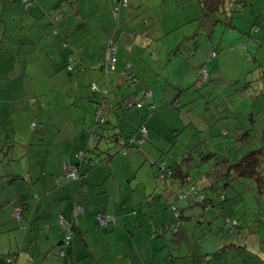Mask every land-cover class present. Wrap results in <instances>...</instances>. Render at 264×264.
Returning <instances> with one entry per match:
<instances>
[{"label": "crops", "instance_id": "crops-1", "mask_svg": "<svg viewBox=\"0 0 264 264\" xmlns=\"http://www.w3.org/2000/svg\"><path fill=\"white\" fill-rule=\"evenodd\" d=\"M20 2L21 0L15 3L17 8L13 5L16 12L22 6ZM52 2L53 0H35L34 4L40 8L33 6L30 9L40 13L41 8L48 9ZM65 2H69L75 11L67 14L60 21V26H63L62 30L68 35L73 49L79 53L84 69L74 74H69L62 68L67 52H56L54 44L48 43L47 37L42 34L45 24L50 23L49 17L41 19L39 29L33 27L29 30L28 37L34 40L37 48L31 45L23 48L20 45L22 33L26 32L23 26L29 15L26 14L24 21L18 24L9 23L7 33H4V27L0 25V97L2 93L7 96L14 95L21 104L29 108L20 106L24 111L15 114L13 124L14 137L24 142V148L15 146L12 155L3 156V163L0 162L5 165L2 175L18 174L26 178L25 183L13 184L0 180V264H5L7 257L13 258L15 264H191L202 253V250L199 252L191 249V246L196 249L200 247L199 242L193 240L195 230L200 227L193 214L194 207L187 203L189 206L185 208L186 214L189 215L187 211L190 210L192 220L186 222L184 231H175L168 224L169 215L165 207L172 198L168 187L163 189L154 178L158 168L153 167L155 163L152 161L153 154L161 147V143L170 141L172 134L168 130H178L181 127L178 113L172 109H164L171 97L180 103V86L177 83L166 85L168 76L159 74L164 71V65L162 70L157 62L159 54H162V64L168 61L162 53L161 43L158 46L159 52L149 53L141 46V36L135 37L142 26L139 18H136V12L144 9L142 17L149 20L148 25L154 30V35H161L160 41L169 50L177 43L184 42L185 37L205 30L210 26L209 19L203 17L199 5L193 0H129L128 7L121 11V33L114 35L120 47L117 69L120 70L126 60L132 63V71L142 82V86L153 89L157 112L147 121V141L140 146L132 145L125 152H121L122 141L128 136L138 138L137 129L141 120L134 110L126 111L119 117L113 116L111 126L106 127V136L111 137L119 131L122 134L118 142L101 143L102 150L110 154L108 159L105 158L107 155H87L80 161L78 156L87 148L88 129L93 125V101L89 85L96 82L103 88L105 84V77L99 72V66L101 46L113 32L110 13L113 0ZM8 5L6 9H9ZM9 7L11 11L7 12L10 16L15 12L11 5ZM237 8L238 13L233 14L232 19L234 27L229 30L236 29L243 34L250 32L254 25L257 30L250 33L251 36L256 40H264V0H245ZM5 16L3 14L4 18ZM228 34V37L235 36L238 43L244 41L247 49L253 48L251 41L244 36L232 35V32ZM128 43H132L129 54L123 49ZM236 50L233 49L231 54L225 55L226 58L223 54L215 61L207 58L205 62L209 78L204 82L207 90L205 95H214L208 89L214 82L212 80L210 83V79L215 70L225 74L223 84L220 83L221 88L217 87L219 91L222 89L223 99L230 95L231 80L237 75L228 74L223 64L237 57ZM242 56L243 53L240 57ZM24 59L29 62L26 69L29 79L21 82L12 76V72L17 62ZM226 65L231 67L232 63ZM92 67L96 69H91ZM249 72H240L236 82ZM197 77L198 71L194 86L201 87L202 85H197ZM117 78V73L108 78L109 90H114V94H118L115 91ZM164 88L166 93L161 97ZM258 88L259 85L255 92L257 99L263 94L258 92ZM120 92L129 95L125 85L119 94ZM193 102H188L186 111L194 115ZM241 102L237 106L248 109V101L243 104ZM229 111L226 109L223 115L217 113L208 121L213 120L214 125L222 124V130L228 129L227 133L230 134L231 116H227ZM145 113L141 112L140 115ZM194 116L201 124L198 127L208 128L209 137L216 138L207 120H201L197 114ZM227 121L228 128H225ZM31 122H35L32 129L29 126ZM12 157L16 160L11 161ZM63 163L78 165V170L85 176L87 183L85 193H77L81 179L68 182L62 180ZM32 193L39 196L35 206L30 201ZM72 201L81 203L85 213L78 220L66 255L59 259L57 249L62 233L54 224V216L60 213L70 219ZM180 204L183 208L186 205ZM19 207L23 208L20 223L12 219L13 209ZM96 213L113 215L115 225L108 226L105 231L97 230ZM221 214L232 216L233 213L225 208L221 209ZM171 243L177 246L170 248V253H166L167 246ZM248 245L250 244H246L245 249L225 246L218 256L211 259L201 254L204 260L202 264L206 261V264H264V250L254 247L255 243ZM214 252L206 251V254Z\"/></svg>", "mask_w": 264, "mask_h": 264}, {"label": "trees", "instance_id": "trees-1", "mask_svg": "<svg viewBox=\"0 0 264 264\" xmlns=\"http://www.w3.org/2000/svg\"><path fill=\"white\" fill-rule=\"evenodd\" d=\"M20 0H3L0 3V25H2L4 33H7L9 29V23L13 22L18 24L19 22L24 21L25 15L27 16L26 21L24 23V28L26 32L22 33V38L20 45L24 47L26 46H33L36 47V43L34 40L29 38V30H31L33 27H37V29L40 28L41 19L46 17H49L50 23L45 24V28L42 32V34H45L47 37L48 43L52 42L54 44L53 48L57 51L65 50L67 52L66 59L64 61L63 67L69 74H74L78 71L84 70L80 63V56L79 53H77L76 50L73 49L72 44L70 43L68 39V35L66 32L62 30L63 26H60V21L62 19H65L66 15L69 13L74 12V7L69 4V2L66 4L65 0H53L52 5L48 9L41 8V12H37L34 9H30V7L37 8L39 7L35 3V0H21L20 3H22V6L19 7V10L16 12V8L18 7L17 4ZM126 1V5H122L123 2ZM196 1L199 5L200 11L202 15H211L214 16L213 25L221 24L223 26H227L229 29L234 27L233 24V14L238 13L237 6H240L242 3L244 4L245 0H193ZM64 2L66 6L64 7ZM129 0H113L112 7H111V18L113 20V32L110 33L107 37V39L103 42L102 48V56L99 66V72H101L105 77V84L103 88H100L99 85L96 82H92L89 85V89L91 91V99H92V115H93V125L88 129V143L87 148L84 152H81L79 154V160L82 161L84 157L87 155H107V158L110 156L108 151L102 150L100 147L101 143H106L107 141H110L111 143L118 142L119 137L121 136V132H115L111 135V137L106 136L107 129L106 127H110L112 124L111 120L113 119V116H122L126 111H136L138 114V119L141 120L140 125L147 126L148 133L149 128L147 121L152 118V114L156 115V101H155V94L153 89L150 87L144 88L142 86V82L138 80V78L135 76L134 72L132 71V63L130 61L126 60L123 64L122 68L120 70L117 69L118 64V50H120V47L114 38L115 33H121L122 27H120V17H121V11L124 8L128 7ZM6 3L11 5L13 7V11L15 13H11V15L8 17V21H10L7 24V16L8 12L11 11L9 9H6ZM15 4V5H14ZM16 7H14V6ZM40 8V7H39ZM6 9V10H5ZM51 11H54L52 13ZM33 12V14H32ZM3 14H5V18L3 17ZM136 18H139L138 21L141 23L140 31H138L135 35L137 37L138 35L142 38V44L141 46L145 48L149 53L159 52L158 46L161 43L162 45V53L164 57L171 56V55H177V53L180 51L181 48L189 47V51L191 47L196 46V37H205L207 35V30L210 28L208 26L205 30H200L198 32H195L193 35L189 37H185V43L181 41V43H177L174 47H171V49H167L166 46L160 41L161 35L155 36L154 30L150 25H148L149 20L145 19L141 16H138L139 13H137ZM221 19L219 20L218 17ZM2 21L4 23H2ZM19 26V25H18ZM236 28V27H235ZM257 30V27L254 25L250 29V33H253ZM2 32V31H1ZM135 34V32H134ZM133 34V36H134ZM244 34V33H243ZM184 43V44H183ZM241 44H245V42H240ZM244 46V45H243ZM132 43L125 44L123 46L124 51L129 54L131 52ZM242 51L247 52V46L246 48L242 49ZM195 54L192 53V55ZM218 51L210 49L207 52L206 58L203 62L200 63V65L197 66L196 72L198 71V83L200 81L201 75L203 71L206 70L208 73L209 78V72L206 67V60L214 59L218 57ZM221 55V54H219ZM162 54H159L157 62L159 66L163 70V66H165V62L162 64ZM245 56V55H244ZM115 57V62L113 64V67H110L109 58ZM168 60V59H166ZM194 61L196 62V58H194ZM172 63V61H170ZM29 62L24 59L21 62H17V65L15 69L12 72V76L14 78H17L18 81L23 82L27 78L29 74H27V67ZM262 67V66H261ZM264 68V67H262ZM91 69H96V67H92ZM117 73L118 78L116 79V88L115 91L118 92V94H114V90H109V76ZM27 74V75H26ZM159 74L162 73L159 72ZM249 74V73H247ZM206 79V81L208 80ZM248 78V77H247ZM250 80L252 79L251 76H249ZM167 80V79H166ZM239 81V80H237ZM244 86L250 87V84L245 80H242ZM168 83V82H167ZM166 83V85H168ZM197 83V85H198ZM264 81L260 80V83L258 84L260 86L258 92L264 91L263 84ZM203 82L200 84L202 85ZM126 86V89L129 90V95H124L119 91H121L122 86ZM198 85V86H200ZM251 88V87H250ZM166 88L163 89V93H166ZM238 89L245 90L243 87H240ZM149 91V95L146 96V92ZM253 92L255 89H251V97L253 96ZM181 93V90L179 92V95ZM13 94V93H10ZM5 95V94H4ZM3 93L0 97V162L3 163V156L7 157V155H12V150L16 146L18 148H24V142L20 140H16L14 137V120H15V114L20 113L24 111L23 108L20 106H23L27 109L28 107L21 104L14 95H5ZM178 95V96H179ZM256 98V95H255ZM258 100V99H255ZM139 104V105H138ZM186 104L180 105L178 102L174 99L170 100V102H167L165 106H169L170 108L177 109L178 113V123L183 127L181 130H168L171 132V138L170 141H168V150L170 152L169 154V164L164 165L163 156L160 155L157 162L155 164L158 165V173L154 176L157 181H161V185L163 189L168 187V191L170 193V198H172L171 201L166 203V210L169 214V223L175 231H183L185 230L186 222H189L192 220L191 215L186 214L185 207H181V201L186 200L187 203L195 204L197 205L202 213H200L199 217H196L199 223L202 222V219H210V216L208 214L209 211L211 212H217L220 215L221 209H230L233 206L238 205L239 203H242L244 200L243 194H236L238 192H234L236 194L233 196H230V198L227 195V190H232L233 184L237 181V178L239 176L243 177H249L252 179H255L258 175V172L260 171V165L264 164V126L261 128V133L259 134L260 137L257 139V133H253V128H245L242 135L236 134L238 131H242L243 127L240 125H237L235 123V118H231L230 121V131L231 133L228 134V129H225V133L222 134V136H228L232 135V140L229 142H224L223 146L224 149L218 150L219 144L222 143V140H220L221 136L217 135L215 136L218 140L215 141V148L213 150H210L205 144L202 145L201 143V132H205V129L199 128L192 123V121H197V118L193 114H188V112H183L181 107L185 106ZM139 106V107H138ZM178 107V108H177ZM141 112H146L143 116H141ZM14 113V114H13ZM186 115V116H185ZM191 116H194L192 119ZM187 119L190 121L188 123H184V119ZM201 118V117H200ZM203 118H201L202 120ZM192 120V121H191ZM205 120V119H204ZM253 121V120H251ZM139 125V126H140ZM264 125V124H263ZM30 129H32L35 126V122H31L29 124ZM139 128V127H138ZM180 128V127H179ZM259 128V129H260ZM187 131L188 136L184 137V132ZM138 133V129H137ZM233 133V134H232ZM241 136V139H235L236 137ZM139 137V136H138ZM206 138V137H205ZM136 140L134 138H131V136H128L125 140L122 141V148L121 152H125V150L128 147L134 146H140L143 143H131V140ZM138 139V138H137ZM204 139V138H202ZM251 139L254 140V148L251 150H245L240 154L239 149H235V151H227L226 145L233 144L234 141H239L244 144H252ZM180 146H183V149H180ZM160 149H163L162 147H159ZM178 150L180 152H178ZM225 150V152H224ZM173 152H175L173 154ZM224 152V153H223ZM223 153V154H222ZM240 154V155H239ZM109 155V156H108ZM226 155V156H225ZM230 157V158H229ZM106 159V160H107ZM11 161L16 160L15 157H12L10 159ZM64 165H70L74 166L76 171V177L73 180L81 179V183L78 186L77 193L83 194L85 193L87 189V183L85 182V176L81 175L78 170V165H72L69 163H63ZM63 170V165H62ZM2 172H5V165L0 164V180H3L7 184L10 183H25L26 178L18 175V174H3ZM63 174V172H62ZM162 175V177H160ZM63 180V179H62ZM64 181V180H63ZM264 186V182L262 183ZM259 186V184H258ZM1 187V184H0ZM172 188V190H170ZM261 192V190H259ZM243 195V196H242ZM242 196V197H240ZM233 197L235 198L233 200ZM240 197V198H239ZM31 204L34 206L39 201V196L36 193H32L30 197ZM178 203L180 206H178ZM81 207L80 210H77L76 207ZM234 209V208H233ZM16 211H18V216H16ZM23 208H15L13 209L12 213V219L18 223H20V220L22 219L23 214ZM85 209L83 205L77 201H72L71 203V209H70V219H67L63 214H56L54 216V224L59 230L61 231L62 236L60 240L59 247L57 249V257L59 259L63 258L66 255L67 249L71 246L72 239L75 235V229L77 227L78 220L84 215ZM99 213H96V215ZM102 214V213H101ZM96 229L99 231H105L108 226L115 225V217L111 214L113 217V222L108 223L106 226H101L96 218ZM225 217V215H222ZM223 217V218H224ZM60 219L64 221L66 224V227H62L60 224ZM195 222V221H194ZM209 223L211 221L209 220ZM226 223L229 224L230 228L237 226V230L240 227V224L237 221H232L230 219H226ZM239 224V225H238ZM236 230V229H234ZM183 236V235H182ZM186 241V235L184 234L183 237ZM229 247H236V248H243L238 245H229ZM223 249L220 248L219 250L215 251L211 254H205L203 256L211 258H215L220 254V252ZM198 258H195L197 261L191 262V264H202L204 262L203 257L201 254L197 255ZM6 259H11V264H15L13 258L7 257ZM5 259V264L6 260ZM207 262V261H206ZM205 262V264H206ZM213 264H216V262H213Z\"/></svg>", "mask_w": 264, "mask_h": 264}, {"label": "rangeland", "instance_id": "rangeland-1", "mask_svg": "<svg viewBox=\"0 0 264 264\" xmlns=\"http://www.w3.org/2000/svg\"><path fill=\"white\" fill-rule=\"evenodd\" d=\"M198 5V3L195 1ZM6 5H8L6 3ZM10 5H8V8ZM138 16H141L144 14V9H141ZM9 14L7 16V24L10 22L8 21ZM203 17H207L209 20L210 28L207 30L208 36H201L196 37V46L191 47L189 51V47L185 45V47L181 48L180 51L177 53V55H171L166 56L168 61H165L164 71L163 75L168 76L167 84L168 85H175L176 83L179 84L180 87H178L181 90L179 101L180 105L186 104L185 106L181 107L183 112H186L187 110V104L191 100H193V111L194 114L199 115L201 118L207 120V123L209 125V128L211 126V130L213 131V134L221 136L220 140H222V143L217 145L218 150L224 149V142H229L232 140V135L228 136H222L223 133H225L222 130V124L214 125L213 120L208 121V119H212L214 116H216L217 113L223 115L227 111H229L230 114H227V116H231V118H235V123L237 125H240L243 127L242 131L236 132L238 135H242L245 128H253V133H257V139L260 137L261 128L264 125V91L263 94L258 98V100H255V92H253V96L251 97V89H255L259 84V81L263 78L264 81V71L261 66L264 67V40H256L253 36H251L250 32H245L244 34L240 33L239 31L235 30H229L227 26H223L221 24L213 25L214 16L211 15H203ZM218 17V16H217ZM219 20H221L218 17ZM2 23H4L2 21ZM232 32V35H238L244 36L246 40H250L253 48L247 49V52L242 51V49L246 48L244 44H239L238 40L235 38V36L228 37V33ZM244 45V46H243ZM217 50L219 54H223L222 56L226 58L225 55L231 54L233 49L236 50L237 57L235 59H230L226 62V64L232 63L231 67L229 65L223 64V68L227 70L228 74L236 73L237 77H233L231 84L229 87V94L226 98L223 99L224 96H222L221 91L217 89V87H220V83L223 84L224 75L221 71L215 70L214 75L212 79H210V83L213 80L212 84H210V88L208 89V92H213L214 95L211 93L208 95H205L207 93L206 86L204 84L205 81H203V84L201 87L194 86V80L196 76V68L198 65H200L201 62L204 61L206 58L207 52L210 50ZM192 55V53H194ZM241 53H243V56L240 57ZM218 54V56H219ZM245 55V56H244ZM194 58H196V62L194 61ZM204 58V59H203ZM218 57L214 58V61L217 60ZM172 61V63H170ZM241 70V71H240ZM246 70H249V74H243L241 76V79L236 82L235 79H237L240 74V72H245ZM239 72V73H238ZM249 76L252 77L250 80ZM248 77V78H247ZM242 80H246L250 87L244 86L245 83H243ZM218 81V82H216ZM264 86V83H261ZM204 85V86H203ZM239 87H243L245 90L237 89ZM171 97V96H170ZM174 98V97H173ZM171 97L170 100L173 99ZM248 101V109L238 107V102L241 101ZM164 102V101H162ZM241 102V104H243ZM233 104V105H232ZM178 108V107H177ZM204 108H207L206 110ZM164 109H172L173 111L177 112V109L165 107ZM194 118V116L189 115ZM253 120V121H251ZM192 121V120H191ZM175 120H173L172 123H174ZM190 122L187 117L184 119V123ZM194 125L197 127L201 124L197 121H192ZM227 125L225 128H228V121L226 123ZM183 127H180L178 130H181ZM199 130L205 129L203 127H198ZM260 128V129H259ZM208 128L205 129V132H201V143L202 145H206L210 150H213L215 148V141H217V138L209 137L208 134ZM233 134V133H232ZM188 136L187 131L184 132V137L186 138ZM206 137V138H205ZM241 139V136L236 137L235 139ZM252 144H244L239 141H234L233 144L226 145L227 151H235L234 148L239 149L240 154H242L245 150H251L254 148V140L251 139ZM101 147V145H100ZM161 147L163 149H158V151L154 152V159L152 161L154 163L157 162L160 155L163 156L164 165L169 164V150H168V144L161 143ZM180 149H183V146H180ZM224 150V152H225ZM178 152H180L178 150ZM223 152V153H224ZM175 152H173L174 154ZM222 153V154H223ZM239 154V155H240ZM1 155V154H0ZM226 156V155H225ZM230 158V157H229ZM154 168H158L157 164H154ZM161 183V181H158ZM264 164L260 165V171L258 172V175L255 179L249 178V177H243L239 176L237 178V181L233 184L232 190H227V195L230 198V196H233L236 194H243L244 200L242 203H239L236 206H233L232 209V216H222L219 213L211 212L209 211L208 214L210 216V221L205 220L203 218L202 222L200 223V227L195 230V234L193 236V240H197L196 242H199L200 247L198 249L195 248V246H191L192 250L199 251L202 250L201 254H206V251L208 252H214L217 251L220 248H224L225 246L229 244H237L241 247H246V244H250L248 246H251V243H255L256 245L254 247H258L261 250H264ZM259 184V186H258ZM261 190V192L259 191ZM238 192V193H235ZM242 195V196H243ZM240 196V197H242ZM239 197V198H240ZM235 198L233 197V200ZM186 200H182L181 203L184 205L186 203ZM178 206L179 203H178ZM189 205L186 204L185 208ZM192 207H194V215L196 217L200 216V213L202 211L200 208L192 204ZM234 208V209H233ZM168 212V211H167ZM189 215L192 216V212L190 210L187 211ZM229 215V213H226ZM169 215V214H168ZM224 217V218H223ZM226 219L237 221L240 224L239 229L237 230V226L230 228L229 224L226 223ZM238 224V225H239ZM246 227V228H245ZM236 229V230H234ZM190 244V241H189ZM177 246L175 243H171L169 247L167 246L166 253H170L171 249ZM171 248V249H170Z\"/></svg>", "mask_w": 264, "mask_h": 264}, {"label": "built area", "instance_id": "built-area-1", "mask_svg": "<svg viewBox=\"0 0 264 264\" xmlns=\"http://www.w3.org/2000/svg\"><path fill=\"white\" fill-rule=\"evenodd\" d=\"M123 6L126 5V1L123 2L122 4ZM109 61V64H110V67L112 68L113 67V64L115 62V57H112V58H109L108 59ZM208 78V73L205 71H203L202 75H201V78H200V81H199V85L205 81L206 79ZM150 93L149 91L146 92V96H148ZM139 105V104H138ZM139 107V106H138ZM153 115V114H152ZM138 139L136 140H131V143H134V144H137V143H143L147 137H148V129H147V126L145 125H140L139 128H138ZM63 174H62V179L65 181V182H68L70 180H73L75 179L76 177V171H75V168L74 166H70V165H64L63 164V170H62ZM160 177H162V175H160ZM81 207L77 206L76 209L77 210H80ZM16 216H18V211H16ZM96 218L99 222V224L101 226H106L108 223L110 222H113V217L110 216V215H106V214H97L96 215ZM60 224L62 225V227H66V224L64 223V221L62 219H60ZM6 263L7 264H11V259H6Z\"/></svg>", "mask_w": 264, "mask_h": 264}]
</instances>
